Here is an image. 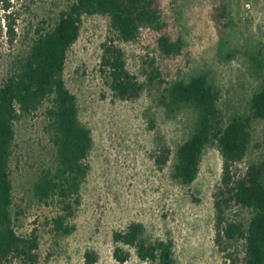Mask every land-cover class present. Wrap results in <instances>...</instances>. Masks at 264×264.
Listing matches in <instances>:
<instances>
[{"label": "rangeland", "instance_id": "obj_1", "mask_svg": "<svg viewBox=\"0 0 264 264\" xmlns=\"http://www.w3.org/2000/svg\"><path fill=\"white\" fill-rule=\"evenodd\" d=\"M75 1L10 0L9 10L0 2V87L13 62L30 50L39 27L51 29ZM161 1L160 28H143L136 40L125 42L109 16L86 15L79 39L68 50L65 82L94 139L80 204L69 219L70 234L54 228L59 204L41 201L35 190L41 175L57 163L47 130L50 100L17 121L10 161L14 226L20 235L36 237L38 247L32 263L15 258L8 264H154L130 245H124L125 262L115 258L114 234L132 222L143 224L149 241H171L177 264H230L216 242L215 195L223 166L217 141L206 145L192 183L176 178L177 151L194 134L198 111L164 102L171 83L204 76L219 94L223 126L251 114L253 96L264 87V0ZM162 34L181 39V53L162 52ZM105 43L123 49L128 70L142 85L139 96L123 99L111 88L109 70L102 65ZM251 131L240 171L264 159L258 146L264 119L254 118ZM165 155L168 160L160 161ZM230 213L242 219L249 215L237 206Z\"/></svg>", "mask_w": 264, "mask_h": 264}, {"label": "trees", "instance_id": "obj_2", "mask_svg": "<svg viewBox=\"0 0 264 264\" xmlns=\"http://www.w3.org/2000/svg\"><path fill=\"white\" fill-rule=\"evenodd\" d=\"M0 2L9 10L10 0ZM95 14L109 16L119 38L131 42L143 28L161 27L163 5L161 0H76L51 29L39 27L30 50L13 62L0 87V264L15 258L34 261L37 238L20 235L14 226L10 161L17 121L34 114L47 100L51 102L46 109L47 130L56 147L57 163L41 175L35 190L41 201L59 204L61 212L53 218L56 232L73 231L69 219L80 204L94 139L90 127L80 119L77 97L68 88L64 71L68 50L79 39L83 17ZM13 31L10 24V33ZM158 43L167 55L179 54L183 49L181 39L173 40L167 34H162ZM102 65L109 70L110 86L116 95L123 99L139 96L142 85L128 70L121 47L105 43ZM166 91L164 104L168 107L189 104L198 111L194 134L177 151L175 177L192 183L206 145L216 140L223 157L221 183L215 195L216 242L226 251L230 264H264V159L250 163L245 171L238 168L252 144V120L264 119V87L253 96L251 114L234 118L226 126L222 124L219 94L204 76L189 82L177 80ZM258 146L264 149V137ZM167 160V155L160 159ZM234 206L247 210L248 218L232 217ZM114 240V256L120 262L128 259L124 245H130L143 260L177 264L172 242L149 241L142 223L132 222L126 230L115 232ZM87 256L91 263L92 256Z\"/></svg>", "mask_w": 264, "mask_h": 264}]
</instances>
